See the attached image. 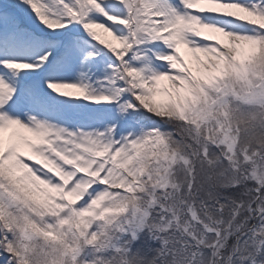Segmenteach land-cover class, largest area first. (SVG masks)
<instances>
[{"label": "snow or ice", "instance_id": "snow-or-ice-1", "mask_svg": "<svg viewBox=\"0 0 264 264\" xmlns=\"http://www.w3.org/2000/svg\"><path fill=\"white\" fill-rule=\"evenodd\" d=\"M0 264H264V0L0 2Z\"/></svg>", "mask_w": 264, "mask_h": 264}]
</instances>
